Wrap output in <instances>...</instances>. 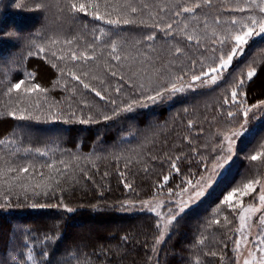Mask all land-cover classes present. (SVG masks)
Here are the masks:
<instances>
[{
  "label": "trees",
  "instance_id": "1",
  "mask_svg": "<svg viewBox=\"0 0 264 264\" xmlns=\"http://www.w3.org/2000/svg\"><path fill=\"white\" fill-rule=\"evenodd\" d=\"M71 3L99 7L85 14ZM182 7L183 0H0V264H234L237 216L222 203L261 177L264 155L251 156L264 153V121L159 249L157 217L122 210L179 193L205 171L208 91L122 111L168 84L163 76L181 68L177 60L197 70L199 58L176 52L186 44ZM253 46L264 50V38ZM73 52L93 58L73 61ZM153 71L163 85L140 87ZM20 80V91H9ZM32 85L44 91L28 92ZM245 94L249 105L264 100V63Z\"/></svg>",
  "mask_w": 264,
  "mask_h": 264
},
{
  "label": "rangeland",
  "instance_id": "2",
  "mask_svg": "<svg viewBox=\"0 0 264 264\" xmlns=\"http://www.w3.org/2000/svg\"><path fill=\"white\" fill-rule=\"evenodd\" d=\"M196 4H200V7L195 8L193 12H183L184 24L182 30L180 29L179 38H183L186 44L184 46L180 45L178 48L181 49V53L187 54V57L191 59L199 58L197 70L182 67V64H185L186 61L183 59L177 60L179 61L177 62L178 66L181 68H172L168 71L169 78L164 76L163 78L168 80V84L165 86L175 83L177 87H183L184 90L175 93H165L156 102L144 99L140 106L134 107L137 109L160 102H173L189 93L208 91L205 94L204 106H202L206 108L202 110L206 111L204 117L206 122L204 123L210 124L212 127L209 140L211 141V146L208 148L204 173L193 181L194 184L197 181L200 183L196 187H191L187 184L183 189L184 191H179V193H172L167 196L161 195L150 200L127 202L122 206V210L126 212L154 214L161 226L166 223L173 213L177 214V220L186 210L201 203L209 196L219 180L234 163L241 143L247 136L257 131L260 123L264 121V100L249 105L250 103L246 101L247 97L245 94V87L251 81L247 80V72L254 67L257 75L259 66L261 67L264 63V50L253 46L259 39L264 38V34L260 36L254 35L249 40V43L244 46L242 54L234 57L232 64L222 74H213L217 75L215 83L208 76L203 75L201 80L192 81L193 75H200L203 72H207L210 67L218 65L221 50L224 55H227L232 47L231 43H226L225 45L213 44L215 38L213 33L217 36L227 35L229 29L238 27V25H232L231 21L233 19L237 20L238 24L239 22L250 23L248 20L250 16L257 21L264 19V13L259 11L260 7H264V0H211L210 4H205L204 0H183V7H194ZM237 8H245L246 10L243 12L236 11L235 9ZM217 20H219V23L216 22ZM170 33L178 34L174 28ZM190 35L194 36L195 39L189 41L187 37ZM196 40H199L198 44ZM213 49L217 50L213 51ZM181 76L183 77L182 80L177 79V77ZM161 79L162 76L153 71L143 78V87L148 88L149 91V87L158 88L163 85ZM241 79L245 83L237 88ZM234 88L237 90L239 103L232 102L231 93ZM254 105L258 107H253ZM247 108L252 110L245 118L243 111ZM229 112L234 113V115L230 117L228 115ZM245 120H247V123H245ZM242 125L243 127H241ZM234 132H239L240 135L232 136ZM226 136H231L233 141L230 153L227 150L229 145L225 140ZM228 157L230 159L227 160V163L222 168L215 167ZM201 177L204 179L202 180ZM255 181H259L258 184L254 185L255 191L248 195H242L243 189L234 196L231 206L222 203L223 207L233 209L237 216L234 237V264H244L245 260H249L250 264H264V252L259 251V249L264 248V243H260L261 239H264V224L259 222L264 217V204L259 200V196L264 194V169L261 177H258L253 182ZM199 188L203 189L204 194L195 199H190L191 194ZM181 207H183V211L180 210ZM249 207L258 208L259 211L249 213L247 211ZM157 212L160 215H157ZM241 215L245 218L243 221L240 219ZM176 220L168 226L166 231L163 230V227H160V234L164 231V240L157 243V249L162 246L170 235ZM92 224H95V222L93 221ZM242 224L244 225L243 228ZM237 241H239L238 249Z\"/></svg>",
  "mask_w": 264,
  "mask_h": 264
},
{
  "label": "snow or ice",
  "instance_id": "3",
  "mask_svg": "<svg viewBox=\"0 0 264 264\" xmlns=\"http://www.w3.org/2000/svg\"><path fill=\"white\" fill-rule=\"evenodd\" d=\"M211 0H204V3L205 4H210ZM96 7L98 9L99 5L98 4H89V5H86L85 3H71V9L73 11H76V12H85L86 13V7ZM200 7V4H196L194 5V7H183L182 8V11L185 12V13H191L195 10V8H199ZM236 11H245L246 9L245 8H237L235 9ZM132 12H136L137 9L136 8H132L131 9ZM259 11L261 13H264V7H260L259 8ZM177 15H179V12L177 13ZM95 18L96 19H101L102 17L98 14L95 15ZM248 20L250 21V23H244V22H237V20L233 19L231 21L232 25H238V27H235V28H232V29H229L228 30V34L227 35H221V36H217L215 33H213L214 35V40H213V44H216V43H219L220 45H225L226 43H231L232 44V47L229 51V53L227 55H224L222 50H221V56L219 57V63L218 65H215V66H212L209 68V70L207 72H203L202 74L200 75H193L192 76V81L195 82V81H199L201 80L202 78V75L203 76H208L210 78V80L215 83L216 80H217V75H213V74H222V72L224 70H227V68L232 64V61L234 59V57H237L239 56L240 54H242L243 52V49H244V46L247 45L249 43V40L255 35V36H260L262 34H264V19H261L259 21H257L255 18L253 17H248ZM107 23L109 24H119L120 21L119 20H112V19H109L106 21ZM130 21L128 20H125L124 23H129ZM217 23H219V20L216 21ZM167 27L169 29H171L172 25L171 24H168ZM185 27H187V25H185ZM99 38V37H98ZM154 37L149 35L147 37V39L151 40L153 39ZM187 39L189 41H192L195 39L194 36H188ZM52 43H56V41H52ZM69 44H71L72 42L71 41H68ZM196 43L198 44L199 43V40H196ZM217 49H213V51H216ZM39 51L41 53H43L45 51V48L44 47H40ZM112 51L113 52H116V45L115 43H113L112 45ZM181 51V49L177 48L176 49V52L179 53ZM31 54V53H30ZM52 55H56L55 52L52 53ZM59 58H62V57H58ZM79 58H83L84 60H88V59H92L93 57L92 56H89L87 55L86 53H83L81 52L79 54V56L73 52L71 54V59L73 61L79 59ZM114 59L116 60H119L120 57L119 56H114L113 57ZM53 67H56L55 64H53ZM72 75V79L73 80H80V77L77 76L75 73H71ZM113 76L116 75L115 72L112 73ZM256 75V69L254 67L250 68L249 71L247 72V80H252V78ZM177 79H180L182 80L183 77H177ZM25 81L24 80H20L19 82L17 83H14L11 88L9 89V91H12V90H15L17 92L20 91L22 85H24ZM81 83H83V81H81ZM245 83V81L243 79H241L239 81V84L237 85V88H239L240 86H242L243 84ZM83 86L85 88H88L89 85L87 83H84ZM140 87H143V84L140 85ZM183 87H177L175 83H171L170 86H165L163 88H160L159 90H157L155 92L154 95H148L147 97H145V99L147 100H150L152 102H156V100L158 98H161L164 96L165 93H168V92H171V93H175V92H180V91H183ZM28 92H33V91H44L43 89H41L39 87V85H32L30 88L27 89ZM117 92H119V89H117ZM96 95L97 96H101L100 92H96ZM237 90L236 88L233 89L232 93H231V97H232V102L234 103H239V101L237 100ZM104 97L101 96V99H103ZM227 103V101H225ZM113 103H115V101H113ZM141 102L139 100H132L131 102H129L128 104H126L123 108H122V111H125V112H128V111H132L134 106H140ZM253 107H258V106H253ZM252 109L251 108H247L243 111V115L245 116V118H247L248 116V113L251 111ZM13 118H17L16 117V114L15 112L13 113H10ZM228 115L231 117L232 115H234V113L232 112H229ZM19 119H24L25 117L24 116H19L18 117ZM111 117L109 116H105L104 119H110ZM87 121H84L82 120L81 123H85ZM245 123H247V120H245ZM189 126L191 127V124H189ZM243 127V125L241 126ZM240 133L239 132H234L232 133V136H239ZM225 140L227 141L229 147H228V152L230 153L232 151L231 149V145H232V138L231 136H226L225 137ZM261 155H264V153H260V154H257V155H252L251 156V159L253 161L257 160ZM230 159V157L228 158H225L219 165L215 166V167H220L222 168L224 166L225 163H227V160ZM172 167L173 168H176V165L175 163L172 164ZM20 171L22 172H27L28 169L27 168H22L20 169ZM178 171V169H177ZM167 179L168 177H164V181L167 182ZM201 179L203 180L204 178L201 177ZM188 185L191 186V187H196L197 184H199L200 182L197 181L195 182V184L193 183V181L189 180L188 182ZM259 181H249L248 183L244 184V190H243V193L242 195H248L250 194L251 192L255 191V184H258ZM207 186V185H205ZM125 187H128V185L126 184ZM184 191V190H182ZM240 189H235L231 192H229V194L225 197L224 199V203H227L229 204L230 206L232 205V201H233V198L234 196L237 194V192H239ZM204 194L203 192V189L202 188H199L197 189L194 193L191 194L190 196V199H195L197 197H200ZM259 200L262 204H264V194H261L259 196ZM181 211H183V207H181L180 209ZM67 211L71 212L72 209H67ZM247 211L249 213H252V212H256V211H259L258 208H253V207H249L247 209ZM157 215H160V213L157 212ZM176 213H173L166 221V223L161 226L160 224L157 225V227H163V230L166 231L168 226L171 225L175 220H176ZM227 219V218H225ZM241 221H243L245 218L243 215H241L240 217ZM261 224H264V217H262L259 221ZM216 223H219V221H216ZM243 224H242V228H243ZM164 231L161 232V234L159 235L158 239H157V243H160L161 241L164 240ZM127 239V238H125ZM201 243H203V241H201ZM260 243H264V239H261ZM239 248V241H237V249ZM155 250V249H154ZM259 251L261 252H264V248H261L259 249ZM213 255H215V253H212ZM29 259H31V257H29ZM244 264H250V261L249 260H245L244 261Z\"/></svg>",
  "mask_w": 264,
  "mask_h": 264
}]
</instances>
